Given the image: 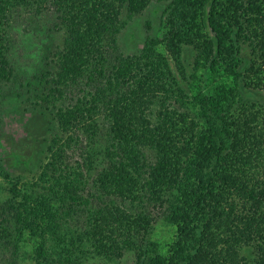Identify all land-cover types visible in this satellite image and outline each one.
Wrapping results in <instances>:
<instances>
[{"label":"trees","instance_id":"trees-1","mask_svg":"<svg viewBox=\"0 0 264 264\" xmlns=\"http://www.w3.org/2000/svg\"><path fill=\"white\" fill-rule=\"evenodd\" d=\"M20 1L0 0V88L14 72L2 19ZM152 1L35 0L48 3L65 33L35 96L55 133L34 182L5 174L8 264H82L87 254L116 257L134 245V264H264V103L240 94L242 86L264 91V0H165L161 35L124 57L118 36ZM186 48L194 51L190 72ZM156 100L173 109L155 112ZM99 114L109 164L86 195L84 174L65 152ZM160 193L175 228L164 252L148 241L152 218L124 206ZM96 197L109 202L91 205ZM86 214L81 234L59 233L64 219ZM32 243L26 263L21 249Z\"/></svg>","mask_w":264,"mask_h":264},{"label":"rangeland","instance_id":"rangeland-1","mask_svg":"<svg viewBox=\"0 0 264 264\" xmlns=\"http://www.w3.org/2000/svg\"><path fill=\"white\" fill-rule=\"evenodd\" d=\"M47 2L40 7L35 0H22L12 4L2 19L4 38L8 47L7 58L14 68L11 80L0 88V206L7 198L8 179L20 177L22 182H34L39 174L40 158L46 148V140L55 133L50 111L36 105V95L45 86L43 75L55 70V54L64 44V31L54 19ZM165 0H153L142 13L128 19L125 28L118 36V52L124 57L139 56L147 37H157L162 33L165 15ZM57 24V25H55ZM115 55L117 52L110 49ZM243 56L249 52L243 46ZM185 65L191 71L194 51L186 48ZM111 59V57H110ZM172 63V62H171ZM175 71V70H174ZM182 88L187 85L175 71ZM241 96L247 101L264 103V91L240 87ZM74 97L77 94L73 95ZM70 102V101H68ZM67 103V102H66ZM172 110L173 105L163 100H156L153 110ZM101 114L96 117L93 130L85 132L81 129L79 140L66 153L70 167H78L84 174L85 192L94 193L93 183L99 171L109 164L107 150L109 137L107 127ZM153 156H149L151 161ZM96 193V192H95ZM87 195V194H86ZM169 198L164 193L158 196H147L140 203H125V207L135 213H143L152 218L148 241L156 244L160 252H164L171 243L175 228L165 219ZM108 203L105 199L95 198L91 205ZM80 215V214H79ZM89 215L70 216L63 220L61 234H81L87 224ZM143 236V235H142ZM141 234L134 238L136 247L141 245ZM0 241V264H8L11 257L8 246ZM34 243L22 247L20 259L26 263L33 254ZM90 249V248H89ZM248 251V250H247ZM247 251L245 253L247 254ZM21 252V251H20ZM138 251L135 248L124 250L121 256L105 257L92 253L83 257L82 264H134Z\"/></svg>","mask_w":264,"mask_h":264}]
</instances>
